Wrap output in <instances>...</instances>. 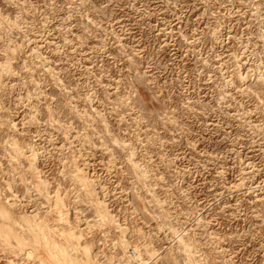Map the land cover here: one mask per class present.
<instances>
[{
  "label": "rangeland",
  "instance_id": "1",
  "mask_svg": "<svg viewBox=\"0 0 264 264\" xmlns=\"http://www.w3.org/2000/svg\"><path fill=\"white\" fill-rule=\"evenodd\" d=\"M0 202L77 260L58 230L95 264H264V0H0ZM15 230L0 264H56Z\"/></svg>",
  "mask_w": 264,
  "mask_h": 264
},
{
  "label": "bare ground",
  "instance_id": "2",
  "mask_svg": "<svg viewBox=\"0 0 264 264\" xmlns=\"http://www.w3.org/2000/svg\"><path fill=\"white\" fill-rule=\"evenodd\" d=\"M17 144H16V146H17ZM22 150L23 149L21 147H17L18 153L21 152ZM31 150L33 151L32 148H31ZM31 156H32L33 160H35L36 154L34 151H33V154ZM28 159H30V156ZM30 160H32V159H30ZM30 163L32 165V162H30ZM35 164H37V163H35ZM33 165H34V163H33ZM83 170L84 169H78L79 173H82V176H81L82 182L84 184H86L87 181H86V177L84 176V174L86 172H83ZM87 180H88V178H87ZM46 184L47 183H45V181H42L43 186L49 185V184H47V185ZM89 186L87 185L86 187H89ZM10 189H12L11 185H10ZM38 191H40V190H38ZM47 194H48V199H51L49 192ZM55 198H56V200H55V205H54L55 209L54 210H56L57 215H58L57 221L60 222L63 219V210H64V208H66V205H65L64 199L61 197V195L59 193H57V195H55ZM101 203H99L98 207L99 206L101 207V205H102ZM9 206L10 207L8 208L7 206H5L4 204H2L0 202V220H1L0 238H1V240L3 239L6 242H10L11 240H14V241H16L18 246L23 247L25 240L23 239L22 236L18 235L16 230H15V227H19L22 231L25 230V231H27V233H29L30 237L35 241V244L37 243V244L41 245V243H45L46 244V250L45 251L47 252L49 259L51 261L55 262L56 264H95V262H94L95 259H93L91 248L88 246L84 247L80 244V242H79L80 236L76 235L72 231L73 229L58 230V231L60 233V237L62 236L61 238H65L68 242H76L77 245L75 244L76 245L75 249L76 250L80 249L83 251V253L87 256L86 261L77 260L76 258H73L69 254V252L65 246L56 242L57 240L56 241L53 240L52 237L50 236L51 231H49V228L46 224V221L39 220L38 216H34V217L21 216L20 218L15 217L11 211L12 209L10 210V208L13 206V204H9ZM99 212H101V211L99 210ZM101 213H102V216H103V214H105L104 212H101ZM41 246H43V245H41Z\"/></svg>",
  "mask_w": 264,
  "mask_h": 264
}]
</instances>
